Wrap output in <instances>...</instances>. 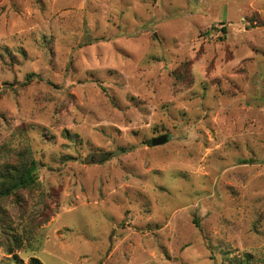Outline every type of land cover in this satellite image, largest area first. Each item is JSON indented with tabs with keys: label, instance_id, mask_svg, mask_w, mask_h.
<instances>
[{
	"label": "rangeland",
	"instance_id": "obj_1",
	"mask_svg": "<svg viewBox=\"0 0 264 264\" xmlns=\"http://www.w3.org/2000/svg\"><path fill=\"white\" fill-rule=\"evenodd\" d=\"M19 161L0 264H264V0H0Z\"/></svg>",
	"mask_w": 264,
	"mask_h": 264
},
{
	"label": "trees",
	"instance_id": "obj_2",
	"mask_svg": "<svg viewBox=\"0 0 264 264\" xmlns=\"http://www.w3.org/2000/svg\"><path fill=\"white\" fill-rule=\"evenodd\" d=\"M222 29L224 31L225 27ZM175 76L178 81H183L186 77L184 74H176ZM36 166L37 162L34 161H19L10 170H6L5 176L0 180V197L6 196L20 188H27L33 185L36 182ZM31 264H41V262L34 258L31 260Z\"/></svg>",
	"mask_w": 264,
	"mask_h": 264
},
{
	"label": "water",
	"instance_id": "obj_3",
	"mask_svg": "<svg viewBox=\"0 0 264 264\" xmlns=\"http://www.w3.org/2000/svg\"><path fill=\"white\" fill-rule=\"evenodd\" d=\"M169 138L170 137L168 135L161 134L159 136L152 137V139L150 140V144L152 146L162 145V144L166 143Z\"/></svg>",
	"mask_w": 264,
	"mask_h": 264
}]
</instances>
